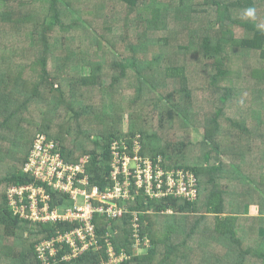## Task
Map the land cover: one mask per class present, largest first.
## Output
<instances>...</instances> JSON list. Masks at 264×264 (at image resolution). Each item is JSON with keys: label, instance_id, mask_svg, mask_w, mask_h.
I'll return each instance as SVG.
<instances>
[{"label": "trees", "instance_id": "1", "mask_svg": "<svg viewBox=\"0 0 264 264\" xmlns=\"http://www.w3.org/2000/svg\"><path fill=\"white\" fill-rule=\"evenodd\" d=\"M38 135L100 192L123 143L192 173L197 198L141 193L120 218H94L81 254L45 256L39 245L78 222L9 206L11 186L35 182L24 167ZM46 188L51 209L62 205ZM135 221L152 244L143 255ZM111 253L118 264H264V0H0V264H117Z\"/></svg>", "mask_w": 264, "mask_h": 264}, {"label": "built area", "instance_id": "2", "mask_svg": "<svg viewBox=\"0 0 264 264\" xmlns=\"http://www.w3.org/2000/svg\"><path fill=\"white\" fill-rule=\"evenodd\" d=\"M135 144L140 149L139 141H134V149ZM125 149L123 143L112 144L110 178L114 185L111 189L100 192L96 187H91L87 177L78 179L77 174L83 173L82 163L76 166L64 163L56 141L48 140L44 135L37 136L24 167V171L30 173L35 182L11 186L8 191L9 206L22 219L51 224L58 221L78 222L71 230L59 231L56 238L41 243L38 248L41 254L45 255L49 251L50 255L55 256L49 248L52 244L61 251L68 249L64 259L81 254L95 240L94 218H120L126 212L123 208L126 202L134 200L141 193L149 200L162 199L169 195L188 201L196 200L198 182L192 173L185 170H166L160 165L162 160L155 163L138 155L131 157L124 153ZM138 150L135 149V152ZM131 160L136 161V167L128 165ZM132 179L135 180L134 183ZM46 186L51 192L66 196L62 207L65 203H68L67 206L70 203L71 208H67L63 214L56 211L60 206L51 209V194ZM118 203L123 205L119 206ZM37 214L40 217L35 218ZM133 228L135 245L141 241L150 243L147 237L141 238L140 227L136 221ZM114 256V253L110 254L111 260L116 258ZM120 257L125 259L124 255Z\"/></svg>", "mask_w": 264, "mask_h": 264}, {"label": "rangeland", "instance_id": "3", "mask_svg": "<svg viewBox=\"0 0 264 264\" xmlns=\"http://www.w3.org/2000/svg\"><path fill=\"white\" fill-rule=\"evenodd\" d=\"M50 21H52L51 19H50ZM88 73V70L87 69H84L83 70V74H87ZM123 120H124V122H126V116H123ZM123 128L124 129H126V125L124 124L123 125ZM89 133V132H88ZM89 134H91L93 137H92V140H94L96 137V135H95V131H90V133ZM95 135V136H94ZM204 139H205V135H204V131L202 130V129H193L192 130V140L194 141V143H199V142H201V141H204ZM135 149H136V151L139 149V146H138V144H135ZM224 159V158H223ZM225 161H229L228 159H224ZM111 164H112V162H111ZM128 165H130L131 167H136V161L135 160H131L130 161V163H128ZM68 205V203H65V206L64 207H62L63 206V204L62 205H60V207L59 208H57L56 209V211L58 212V213H61V214H63L64 213V211L67 209V208H71V207H69L71 204L69 203V206H67ZM258 214V211H257V208H251V207H246V210H245V215L246 216H254V215H257ZM37 217H40V215H36L35 216V218H37ZM49 247V246H48ZM152 247V244L151 243H144L143 241H141V243L140 244H138V245H135L134 247H132V250H134V254L135 255H143V254H146L147 252H148V250L150 249ZM50 248V250H51V252L56 256L57 255V253L59 252V251H61L60 250V248L59 247H57L56 246V248H55V245L54 244H52V246H50L49 247ZM43 249V248H42ZM78 255V254H77ZM76 255V256H77ZM115 257V256H114ZM69 257L68 258H66V261H69ZM123 260V258H121V257H116V258H114V259H112L110 262H112V263H117L118 264V262H120V261H122Z\"/></svg>", "mask_w": 264, "mask_h": 264}]
</instances>
